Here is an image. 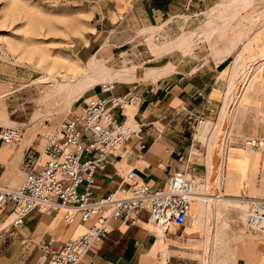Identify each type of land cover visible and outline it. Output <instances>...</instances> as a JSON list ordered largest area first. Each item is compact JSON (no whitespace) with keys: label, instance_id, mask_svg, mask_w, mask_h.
I'll return each instance as SVG.
<instances>
[{"label":"rangeland","instance_id":"1","mask_svg":"<svg viewBox=\"0 0 264 264\" xmlns=\"http://www.w3.org/2000/svg\"><path fill=\"white\" fill-rule=\"evenodd\" d=\"M233 3H237V0L236 2L235 0H0V94L11 92V95H6L0 103V109L5 117L4 121L0 120V129L12 128L17 131L18 137L10 143L20 142L23 144L27 137L28 140H33L24 154V159L28 154L36 156L41 149L44 138L53 129L55 123L61 118L75 113L81 103V99L85 95L84 100L96 94L99 90L101 82L83 90L72 100L69 106L66 103H61L56 106L52 113L45 114V110L36 106L30 97L34 88H24L39 76L37 70L40 69L41 57L47 56L46 58L49 60L47 68L52 64L53 60L59 61L63 59L67 60L70 66L73 65L71 67H83L89 56L86 57L84 52H82V45L87 40L93 39L95 45H92L94 47L91 54L101 43L105 42V46L98 54V58L104 60L99 61L109 70H123L133 66V64L140 68L141 65L138 62L137 54L142 53L147 48V43H149L153 51L163 53L166 51L164 45L176 42L184 35L197 31L200 27L202 29L207 20L216 16L214 12L218 13L216 11L218 9H220L224 18L227 20L228 17L230 20L231 18L233 19L231 22L229 21L230 24L224 27V34L220 36L221 31L219 35H214L210 40L195 41L187 54L180 49H175L180 50L183 56L178 52H172V55L175 61L174 64L180 60L188 62L194 59L195 69L202 67L208 62L215 64L214 60L223 59L219 69L217 88L210 91L211 93L209 94L211 98L221 101L223 106V99L228 88L227 84L231 77L230 75L233 73V61L236 55L254 36L243 37L240 42H237L235 49L227 57L221 54V50L225 49V46L237 38L235 34L242 18H251L249 15L259 14L264 10V0H254L255 6H249L250 8L247 7L248 9L244 11L237 10L238 4ZM213 10L215 11L212 12ZM223 21L224 19L217 21L219 27L224 25ZM261 25L258 24L253 30H258ZM150 26H157L159 29L154 30L152 29L153 27L149 28ZM155 36L160 41H154ZM160 43H162V46H157ZM252 52L253 49L246 52V55L250 57ZM49 57L51 58L49 59ZM52 57L53 60H51ZM152 66V64L145 65V68ZM250 67L248 68L249 72L247 71V84L249 83L250 85V101L246 103L245 110L235 118L231 123L232 125L228 121L223 122L219 135L221 138L219 137L218 140L220 148L215 150L211 162L212 177L209 180L210 185L207 191L209 194H221L216 184L219 181L221 182V166L223 164L224 175L228 171H232L235 181H238L241 176L244 178L240 186L230 188L226 194L231 195V197L240 195L251 198L249 186L244 177V172H246L244 170V155L247 154L248 149L258 157L256 186L258 188L260 186V179L264 173L262 170L264 147L262 150L251 149L247 142L254 138H259L264 142V121H262L264 117V55L259 57ZM138 68L136 73L141 70ZM73 70L75 71V69ZM236 84V87L234 86L236 88H234L235 92L233 91L234 94L231 95L232 99L240 95L243 87V84H238V82ZM188 102V106L179 104L175 109L169 108L166 110L165 114H163L165 119L154 122V127L161 130L165 128L171 130L168 132L169 136L167 139L176 143L175 150L177 152L186 153L192 148L190 159L193 169L190 174H196L202 178L205 171L203 157L206 155V147L194 139L200 127L195 123L194 119L198 115L202 117V112L193 110L200 107L202 96L190 97ZM220 106L221 104L215 110L208 111L203 121L217 122ZM174 110L177 111L175 115ZM229 126H232L231 130ZM210 128L211 130L213 129L212 131L215 129L213 126ZM225 132L227 136L224 140V154L221 146ZM239 154L241 156L237 158ZM24 159L23 162L25 161ZM124 167L127 168V166ZM194 177L198 178V176ZM21 178L16 186L20 183ZM254 198L261 197L255 196ZM223 210L229 209L224 208ZM47 214L50 215L52 224L50 227L54 231L51 238L56 236V231L53 227L70 225V223L62 220L60 213L57 211H49ZM190 216L192 218V214L189 212L185 227L174 232V236L169 242L173 245V251L162 252V261L165 260V256H169L170 260L177 264H200L199 253L202 249L201 245L196 241L193 245L188 244L189 239L186 236L181 237L185 230L193 227H189L191 224ZM218 221H222V225H228L223 217H218ZM2 222L0 221V224ZM231 227L232 222H229L228 228ZM245 227L251 230L252 234L264 235V233H260L247 225ZM84 228V226H81L70 236L79 234ZM205 228L211 227L206 226ZM12 232L9 224L2 228L0 230V243L6 237L14 235ZM237 235L222 233L221 240L215 245V248L213 247V251L211 249L207 251V255L217 256L225 262L232 253V244L235 243L237 245L238 243L240 246L239 252H245V255L249 253L252 258V264L260 252L264 253L263 240L246 239ZM190 237L191 240H195L197 234L193 233ZM244 240L250 241L252 244L249 246L247 242L245 244L240 242ZM185 241L188 242L187 245ZM221 250H225L226 254ZM234 251L237 252V249L235 248ZM204 254L203 244L202 259ZM170 255H173V257ZM262 256L264 257V254Z\"/></svg>","mask_w":264,"mask_h":264},{"label":"crops","instance_id":"2","mask_svg":"<svg viewBox=\"0 0 264 264\" xmlns=\"http://www.w3.org/2000/svg\"><path fill=\"white\" fill-rule=\"evenodd\" d=\"M152 27L153 26H150L149 28ZM152 29L158 30L159 27L155 26ZM183 37H185V35ZM183 37L176 42H179ZM176 42L164 45L166 51L163 53L153 51L149 46V43H147V48L142 53L137 54L138 62H140L141 65L140 68L133 64V66L136 67V70L137 68L141 69L138 73L135 72V79L122 81L107 78L101 82L112 81L114 83V92H137L140 96V100L133 106H127V109H125V107L121 113L118 111L116 112L119 118H122V114L127 116L126 122L131 126L133 125L136 135L127 140L120 147L119 154L112 157L104 169L95 173L92 186L94 197L98 198L104 196L114 190H116V194H121L122 191L125 190L126 183H120V178L114 173L115 170L125 171L127 169H133L137 174V181L145 183L152 188H158L162 186L171 171L176 167V157L178 155H188V159L191 162L190 155L192 154V148L186 153L177 152L175 150L177 146L176 143L167 139L169 136L168 132L171 130L167 128L161 130L154 127V122L165 119L163 114H165L166 110L169 108L175 109L179 104L188 106V98L201 95L202 102L200 107L197 109L194 108V111L202 112L203 118L207 115L208 111L211 112L215 110L220 104L221 106L218 113L221 111L222 102L211 98L209 94L211 93L210 91L216 90L217 88L218 74H220L219 69L222 61L218 62L217 60H214L215 64H210L208 62L198 69H195L196 66L193 64L194 59L188 62L180 60L174 64L175 61L172 52H178L183 56L180 51L182 50L187 54L185 49L175 48L180 49L175 50L170 48V46ZM93 44L95 45L93 39L87 40L86 43L82 45V52H84L86 57L89 56L88 58L94 56V58L104 61L103 59L98 58V54L103 50L105 42L101 43L91 54L94 47H92ZM157 46H162V43ZM191 46L192 45H189L188 52L190 51ZM151 64L153 65L152 67L145 68V65ZM111 70V74L120 71L118 69ZM142 70L144 72L146 71L145 73L148 74L147 77V74L144 73L145 76L143 78ZM84 98L81 99V102ZM176 112L177 111L174 110V115ZM13 122L17 123L16 121ZM207 122L209 121H205L203 126L199 127V131L194 136V139L206 147V155L203 157V164L205 166L203 177L205 176L207 169L205 163L208 154V141L205 138V127ZM217 122L212 124H216ZM202 135L203 140L200 137ZM31 141L33 140H28L27 137L23 144L20 142H0L1 187L14 189L19 179L21 177L23 178L24 154L30 147ZM139 142L144 143V149L138 147ZM240 156L241 154H239L237 158ZM123 166H127V168H123ZM221 173V194L216 195L214 198V195L208 196L206 193L207 195H204V198H212L211 200L216 201L215 211L220 215L219 217H223L226 220L228 225L229 222H232V227L228 228V225H222V221L218 222V214L215 212L212 214L214 220L213 216L210 215L212 221H209V215L206 214L202 220L195 221L193 209L191 208L192 212H190V214H192V218L190 216L191 224L189 227H193L192 229L187 230H193V228H195L199 230L198 232L205 234H209L211 231L213 232L210 234L218 232H221L220 234H238V237L241 236L246 239L256 240L262 239L264 242V235L252 234L251 230L245 227L243 215L240 211L233 208H225L221 204L227 202V200L229 203L233 204L241 203L242 198H249L248 196L245 197L240 195H234V197H231V195L226 194L229 192L230 188L240 186L241 181L244 178L241 176L238 181H235L232 171H228V173L224 175L223 164ZM190 176L192 180L197 178L194 176H198V178L200 177L196 174H190ZM202 178L200 177L199 179ZM223 187L225 188V192ZM249 195L251 198H254L255 196L261 198L264 197L262 191L256 186V178L254 179L253 190L249 187ZM9 208L10 205H6L5 208L0 211V221H3L0 224V230L9 224L14 235L6 237L5 240L0 243V264H47L51 251L57 250L60 245L81 226L86 227L93 221V218H91L85 222H81L76 216L70 225L53 227L55 228L56 236L55 238H51L54 231L53 229L51 230L50 226H52V224L50 222V215H48L47 212L31 211L20 225L14 226L9 223V218L7 216V210ZM224 208L229 210H223ZM215 218H217V220ZM185 223L183 228L185 227ZM206 226H210L211 228L207 229L205 228ZM153 227L154 226L148 219L147 212L145 211H140L134 217L132 222L123 221L120 218L110 219L108 222V232L104 237L93 243L92 247L83 254L77 264H88L89 262H92L93 264H165V262L177 264L170 260L169 256H165L164 261H162L161 257L162 252L168 253V251H173V245L169 242L172 236H174V232L172 234L164 232L165 235L163 232H159L157 228ZM187 230L181 234V237L186 236L189 239V243L185 241L186 245L187 243L193 245L195 241L201 245L202 249L200 248L199 260L200 264H203V241L201 239L191 240V237H188L186 234ZM258 232L264 233L263 231ZM240 242L243 244L247 242L249 246L252 244V242L246 240ZM231 248L232 253L227 259L228 261L226 260V262L221 264H251L252 258L249 253L248 255H245V252H239L240 246L238 243L237 245L235 243L232 244ZM235 248L237 249V252L234 251ZM262 254L264 253L260 252L255 258V262H252V264H264V257ZM170 256L173 257V255Z\"/></svg>","mask_w":264,"mask_h":264},{"label":"built area","instance_id":"3","mask_svg":"<svg viewBox=\"0 0 264 264\" xmlns=\"http://www.w3.org/2000/svg\"><path fill=\"white\" fill-rule=\"evenodd\" d=\"M154 41L159 38L155 36ZM113 90V82L101 83L99 91L83 100L75 113L55 123L36 156L26 155L18 186H0V211L10 205L7 216L11 225H20L31 211H57L67 223L76 216L81 222L93 218L82 232L51 251L47 264H77L108 232L110 219L132 222L140 211H145L152 224L172 234L183 228L188 217L192 201L188 155L176 157L177 165L161 187L137 181L133 169L115 170L120 183H126L125 190L121 194L114 190L98 198L93 196L95 173L104 169L119 154L120 147L136 135L135 128L126 122L127 116L119 118L116 112L139 102V94ZM194 120L200 124L203 117L198 115ZM17 137L15 129H0V142L15 141ZM249 146L263 148L259 138L251 139ZM138 147L144 149L145 145L139 142ZM244 223L264 232V198L246 199Z\"/></svg>","mask_w":264,"mask_h":264},{"label":"bare ground","instance_id":"4","mask_svg":"<svg viewBox=\"0 0 264 264\" xmlns=\"http://www.w3.org/2000/svg\"><path fill=\"white\" fill-rule=\"evenodd\" d=\"M235 2H236V0H235ZM233 4H236V5L238 4V7H236L237 10L244 11L245 9H248L247 7H249V6L252 7L254 5V0H237V3H233ZM220 5H219V8H220ZM217 7H218V5H217ZM214 11L215 10H213L212 12H214ZM216 11L218 12V13L214 12V14H216V16H213L212 19L207 20L205 22V26H203L202 29H200L201 28L200 27L199 28L200 30L197 29V31H193V32L185 35V37H183L179 42L172 44L170 46V48H172V49L182 48V49H185L186 53H188L189 45H193V43L195 41L201 42L202 40L203 41L204 40H210L214 35H216V34L219 35L220 34L219 32H221V31L222 32H221L220 36H222L224 34L223 33L224 27H226L227 24H230L229 21L231 22V20H233V19L231 18V20H230L228 17V20H227L226 18H224V16L222 15V12H220V9H218ZM223 14H224V11H223ZM236 14L238 15V13H236ZM236 14H234V15H236ZM249 16L251 18L245 17V18H242V20H240L241 21L239 23L240 26L238 28L237 33L235 34L237 38L233 39L229 45L225 46V49L223 48L224 50L220 49L221 54L227 57L228 55H230L231 52H233L237 42H240L243 37L254 36L252 38V40H250L242 48L240 53H238V55H236V57L233 61V64H232L233 65V73L230 75L231 77H230L229 82L227 84L228 88H227V91H226L225 96H224V103H223L222 109H221L220 114H219L218 122L216 124H212L210 122L206 123L205 138L208 141V154H207V160H206V166H207L206 178L204 177L205 178L204 180L199 179V178H195V180L193 181L191 176H189L190 182H191V190H192V201H191L189 212L192 211L191 208L193 207V215H194L195 221H198L200 219L202 220L203 217H205L206 215H209V219H210V217H211L210 215L214 214V212L217 213L215 211L216 201L211 200L212 198L211 199H209V198L205 199L204 195H207L206 193H208L207 191H208L209 185H210L209 180L212 177L211 176L212 175L211 174L212 173L211 162L213 159V155L215 154V150L220 148L218 145V140L220 137L219 135L221 133L220 132L221 127L223 125V122H225V121H228V123L231 124L235 120V118L239 114H241L242 111L245 110V107H246L245 105H247L246 103L248 101H250V97H251L250 96V89H249L250 85H249V83L247 84V82H248L247 71L249 72L248 68L251 66V64L253 65V63H255L259 57H262L264 55V38H263V35H264V10L261 11L259 14L254 13V15H249ZM223 19H224V21H223L224 25H221V27H222L221 28V27H219L217 21L223 20ZM258 24H262V25L258 28V30L254 31L253 29ZM251 49H253V52L251 53L250 57H248L246 55V52H248ZM217 56H218V54H217ZM46 57H41V59H40V69L37 70L39 76L36 79H34L31 83H29L28 86L24 87V88H26V87L27 88H29V87L34 88L30 97L36 106H39L42 108V110H45V114L46 113H52L58 104L66 103V104H68L67 106H69V104L72 102V100L76 96H78L79 93H81L83 90H85L86 88H89L90 86H92L96 83L103 82L107 78H110L111 80L116 79V80H122V81L123 80L128 81V79L132 80V79L136 78L135 77V72H136L135 66H131V67L126 68V69L124 68L123 70L121 69L119 72H115L114 74H111V72H110L111 69L109 70L107 67H105V65L102 62H100L99 60H97L96 58H94V56L90 57L87 60V62L84 63L85 64L83 66L84 68L83 67H77V66L71 67L73 65L70 66V63L67 62V60H65V59L59 60V61L53 60V57L51 59V60H53L52 64L47 68V64H48L49 60ZM50 58L51 57H49V59ZM222 60H218V61L221 62ZM73 69H75V71ZM168 69H169V67H168ZM60 70H62V72H60ZM171 70H172V68H171ZM145 72L143 71V78H144L145 74H147ZM151 73H153V72H151ZM147 76H148V74L146 75V77ZM237 82H238V84H243V87L240 91V95L238 94L239 96H237L235 98L236 99L235 100V99L231 98V95L234 94L233 91H234V88L236 87L235 84ZM32 88H30V89H32ZM10 93L11 92H8L6 94H0V103H1V101L4 100L6 95L7 96H8V94L11 95ZM251 101H252V99H251ZM133 105H135V104H133ZM133 105H130V106H133ZM125 109H127V107ZM36 116H37V114H36ZM39 116H40V113H39ZM0 120H3V121L5 120V117H4L1 109H0ZM262 121H264V117L262 118ZM204 122L205 121H202L200 124H198V126L202 127ZM212 126L215 128L214 131H212L213 129L211 130V128H210ZM231 128H232V126L230 127V130H231ZM225 133L223 134L225 137H223V143L221 146L222 152L225 151L224 150V148H225L224 147V144H225L224 140L226 139V136H227V133L226 134ZM200 137L203 140V135ZM262 144L264 147L263 141H262ZM247 145L249 146V141L247 142ZM249 148H251V147L249 146ZM262 149H260V150H262ZM244 161H245L244 170H246V172H244V174H245L244 177H245L247 184L249 185L250 189L253 190L254 179L256 178V174H257L258 157L256 155H254L248 149L247 154L244 155ZM262 170L264 172V161H263V165H262ZM220 185H221V182L219 181L216 184V187L218 189H220ZM259 189L264 194V173L262 174L261 179H260ZM255 192H256V189H255ZM201 196H203V197H201ZM208 196H213L215 198L216 195L212 194V193H210V194L208 193ZM221 204L225 208H233V209L240 211L243 215V222H244V212H245V208H246V200L242 199L241 203H234V204L229 203L227 200V202H223ZM219 216L220 215L218 214V217ZM215 219L217 220V218H215ZM213 220H214V216H213ZM209 221H212V220L210 219ZM200 224H201V221H200ZM152 225L155 228H158L159 231L163 232L161 227L155 226L154 224H152ZM198 231H199L198 229L193 228V230H187L186 234L188 237H190L193 233H198L196 239H201L203 241L204 250H205V254L203 257V264H221V263H223L224 261H222L217 256H208L207 255V251L210 249H211V251H213L214 250L213 247L215 248L216 247L215 245L221 240V237H222V234H220L221 232L220 233L218 232L219 234L214 232L215 234L206 235L205 233H201ZM211 232H213V231H211ZM222 248H223V246H222ZM222 252L225 253V250Z\"/></svg>","mask_w":264,"mask_h":264}]
</instances>
